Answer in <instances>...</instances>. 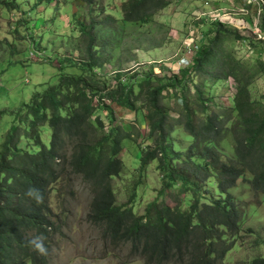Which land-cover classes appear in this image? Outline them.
<instances>
[{"label":"trees","instance_id":"trees-1","mask_svg":"<svg viewBox=\"0 0 264 264\" xmlns=\"http://www.w3.org/2000/svg\"><path fill=\"white\" fill-rule=\"evenodd\" d=\"M78 1L92 18L94 0ZM170 2L125 0L121 21L147 23L151 13ZM114 22L111 17L102 20L103 25ZM93 26L89 23L80 29L88 41L87 60L64 61L84 70V78H60L43 94H35L4 135L0 146V264H48L50 235L58 227L49 193L65 175L90 186L91 221L110 247L127 249L128 259L139 258L143 264H224L241 220L229 190L241 179L242 184L264 194V102L253 100L250 92V86L264 75V65L257 61L251 66L227 53L222 48L224 41L245 39L218 27L208 33L205 45L196 46L191 64L176 76L160 77L150 70L139 78L132 69L126 72L130 75L116 73V86L110 90L107 77L97 79L94 73L102 64L92 50ZM249 44L264 51V41ZM218 80L235 84L230 106L213 102L209 92ZM172 101L178 111L171 109ZM207 102L215 105L214 110ZM112 105L142 113L148 136L136 147L141 149L138 165L143 172L157 162L156 169L163 173L160 196L141 214L134 210V189L128 205H116L112 183L124 168L118 154L138 133H133L131 125H116ZM5 113L0 111V117ZM175 124L192 140L185 152H175L167 143ZM227 139L234 158L222 153L221 144ZM170 161H176L178 169ZM211 180H215L211 184L220 195L217 198H207L201 191L202 184ZM177 186L182 193L172 192ZM34 242L43 244V254L35 250ZM238 264H264V257Z\"/></svg>","mask_w":264,"mask_h":264},{"label":"rangeland","instance_id":"rangeland-1","mask_svg":"<svg viewBox=\"0 0 264 264\" xmlns=\"http://www.w3.org/2000/svg\"><path fill=\"white\" fill-rule=\"evenodd\" d=\"M124 1L94 0V14L90 18L88 9L78 0H0V111H6L0 117V146L13 119L19 120V114L30 105L35 94H43L60 78H84V70L71 68L64 61L87 60L88 41L80 29L89 23L94 25L90 31L95 40L92 50L102 64L94 73L97 79L107 77L110 90L116 86V73L132 69L139 78L150 70L160 77L176 76L179 69L187 67L195 47L205 45L210 39L208 33L218 27L238 32L245 39L224 41L222 48L227 53L251 66L257 61L264 65V51L249 44L264 41V0H170L167 7L151 13L144 24L121 21ZM106 17L115 22L103 25ZM37 51L44 56L34 58L32 54ZM234 92L232 80H218L209 93L213 102L227 107ZM250 92L253 100L264 102V75L250 86ZM207 103L214 110L215 105ZM171 105V109L177 107L175 111H178L175 101ZM112 107L116 125H131L133 133H138L135 139L124 143V150L118 154L124 168L112 183L116 205H128L134 189L137 195L134 210L141 214L148 203L160 196L165 185L163 173L156 169L157 162L143 172L138 165L141 149L136 147L148 136L142 113ZM100 116L105 118L103 113ZM191 142L183 127L176 124L167 139L175 152H185ZM148 145L151 147L153 141ZM221 150L226 157L234 158L230 139L221 144ZM170 165L179 167L176 161H170ZM214 182L201 186L207 198L220 196L211 184ZM175 191L182 193L180 186L172 189ZM91 193L86 182L71 175L61 177L51 186L48 202L58 227L50 235L48 264H143L139 258L128 259L126 248H112L105 241L101 229L91 221ZM229 193L241 220L234 248L224 264L248 263L264 257V194L242 184L241 179Z\"/></svg>","mask_w":264,"mask_h":264},{"label":"clouds","instance_id":"clouds-1","mask_svg":"<svg viewBox=\"0 0 264 264\" xmlns=\"http://www.w3.org/2000/svg\"><path fill=\"white\" fill-rule=\"evenodd\" d=\"M195 50H196V48H195ZM194 52H195V51H194ZM192 56H193V55H192ZM192 56H191V57H192ZM191 62H192V58H191L190 62L187 64V66H188L189 64H191ZM29 194H31V190H30V193H29ZM34 244H35V250L38 251L39 253L43 254L44 251H45V249H44V247H43V244H42L41 242H34Z\"/></svg>","mask_w":264,"mask_h":264},{"label":"bare ground","instance_id":"bare-ground-1","mask_svg":"<svg viewBox=\"0 0 264 264\" xmlns=\"http://www.w3.org/2000/svg\"><path fill=\"white\" fill-rule=\"evenodd\" d=\"M32 56L34 57V58H36V59H39V58H42L44 55H43V53L42 52H34L33 54H32Z\"/></svg>","mask_w":264,"mask_h":264},{"label":"built area","instance_id":"built-area-1","mask_svg":"<svg viewBox=\"0 0 264 264\" xmlns=\"http://www.w3.org/2000/svg\"><path fill=\"white\" fill-rule=\"evenodd\" d=\"M196 48V47H195ZM192 58V57H191Z\"/></svg>","mask_w":264,"mask_h":264}]
</instances>
